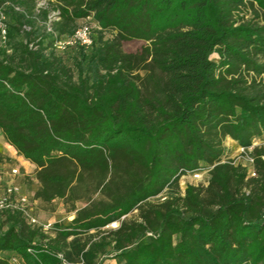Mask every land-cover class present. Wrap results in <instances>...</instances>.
Here are the masks:
<instances>
[{"label":"trees","instance_id":"obj_1","mask_svg":"<svg viewBox=\"0 0 264 264\" xmlns=\"http://www.w3.org/2000/svg\"><path fill=\"white\" fill-rule=\"evenodd\" d=\"M36 1L0 0L10 50L0 49V133L35 166L34 199L78 186L100 198L53 237L0 213V264H103L108 254L115 264H264V150L251 152L254 177L224 160L226 139L249 148L264 138V0H49L60 12L52 33L35 25L50 13ZM87 17L99 28L92 46L67 63L53 34L71 36ZM129 41L147 46L128 54ZM200 170L206 187L149 204Z\"/></svg>","mask_w":264,"mask_h":264},{"label":"built area","instance_id":"obj_2","mask_svg":"<svg viewBox=\"0 0 264 264\" xmlns=\"http://www.w3.org/2000/svg\"><path fill=\"white\" fill-rule=\"evenodd\" d=\"M16 11H21L19 7L15 8ZM60 20L59 10H53L48 14L47 20L44 22L47 32L52 33L53 22ZM7 15L5 14L2 7H0V49L6 50L8 53L10 50L7 46ZM25 31H29V28L24 26ZM99 29L97 24L93 22L91 17L82 19L77 24V27L71 36H61L58 37L53 34L51 49L55 51L56 54L62 55L68 49L75 47H82L88 49L92 46V36L93 32ZM29 50H37L38 46L34 43L28 45ZM49 52V49L45 51ZM254 148V143L249 148H239L241 155L246 158L247 164L250 169L247 170L249 177H254L255 174L252 169L253 159L251 157V152ZM6 168V172L3 174L0 172V213L3 212H16L19 213L24 222L32 227L39 228L45 235L53 237L52 227L50 223H42L37 215L36 202L32 196L28 194L23 186V181L26 178V173L22 171L20 165L13 160L3 159L0 162ZM190 177L196 184H188L193 186L206 187L208 185L209 170H200L194 173H188L182 178ZM159 197V196H158ZM59 258L63 260V257L59 255ZM13 264L17 262L12 260Z\"/></svg>","mask_w":264,"mask_h":264},{"label":"rangeland","instance_id":"obj_3","mask_svg":"<svg viewBox=\"0 0 264 264\" xmlns=\"http://www.w3.org/2000/svg\"><path fill=\"white\" fill-rule=\"evenodd\" d=\"M46 8L49 9L50 13L54 10L49 6V0L36 1L35 12L39 11L40 9H46ZM244 14H245V19L249 20L252 18L254 13L252 9L248 7L247 10H244ZM35 19H36L35 25H37L38 29H41V26L44 25V22L40 20L38 17L37 18L35 17ZM113 36L114 34L110 32L105 35L106 38H112ZM145 46H147V44L143 42L129 41L123 43L122 50L128 54H136V53H140ZM74 56H76L75 48H71L67 52V54H65L63 57L67 63H70ZM140 74L142 75L143 72H140ZM2 142L3 140L0 134V151L3 150ZM224 147H225L224 160L232 161L235 164H240L243 167L247 168V170L250 169V166L246 162L245 156L241 155V153L238 150L239 148L237 147L235 142L231 141L230 139H226L224 141ZM254 147L263 148L264 150V138L256 139L254 141ZM19 164L23 165L21 166L22 171L28 172L27 173L28 177L26 176L22 184L25 190L28 192V194L33 197L34 192L38 188V183L35 179L36 168L35 166H30L29 164L24 163L23 161H21V163ZM19 164L17 163V165ZM188 184H196V182L190 177L181 178L179 181L178 189L165 190L159 197L150 200L149 204H160L164 202L168 197L175 195L183 196L184 190ZM74 191L75 193L73 196L66 198L64 200H54L51 203H46L34 199L36 202V209L39 220L42 223H50L52 225L65 224L67 222H70L74 218L75 210L83 208L84 206L90 203V200L93 201V200H98L100 198L98 194H94V195L86 194L82 189L79 188V186L76 189H74ZM138 215L139 212L135 211L130 215H128L127 219L128 220L135 219L138 217ZM118 227L119 224L115 223L103 229L102 232L115 230ZM90 234H95V232H91ZM102 262L103 264H115L110 254L106 255L105 257H102Z\"/></svg>","mask_w":264,"mask_h":264},{"label":"crops","instance_id":"obj_4","mask_svg":"<svg viewBox=\"0 0 264 264\" xmlns=\"http://www.w3.org/2000/svg\"><path fill=\"white\" fill-rule=\"evenodd\" d=\"M1 134V133H0ZM2 137V135H1ZM2 145H3V150L0 151V156H1V160L0 162L3 160V159H11L15 162H17L18 164L21 163V161H23L24 163L26 164H29L30 166H33L32 164H30L29 162L25 161L23 158L17 156V154L14 152V150L12 148H9V146L6 144L5 140L3 139L2 137ZM2 157H5V158H2ZM21 160V161H20ZM20 166H23L22 164H19ZM26 171V170H25ZM0 172L1 173H5L6 172V168H4L3 165H0ZM26 173V176H27V173L28 172H25ZM28 177V176H27Z\"/></svg>","mask_w":264,"mask_h":264}]
</instances>
